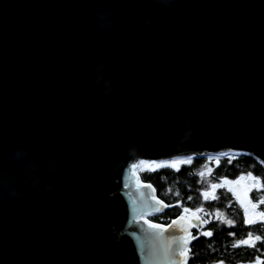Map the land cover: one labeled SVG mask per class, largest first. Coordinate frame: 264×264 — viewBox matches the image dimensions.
<instances>
[{"label":"water","instance_id":"95a60500","mask_svg":"<svg viewBox=\"0 0 264 264\" xmlns=\"http://www.w3.org/2000/svg\"><path fill=\"white\" fill-rule=\"evenodd\" d=\"M228 151L264 164V0H0V264H185L133 165Z\"/></svg>","mask_w":264,"mask_h":264},{"label":"trees","instance_id":"16d2710c","mask_svg":"<svg viewBox=\"0 0 264 264\" xmlns=\"http://www.w3.org/2000/svg\"><path fill=\"white\" fill-rule=\"evenodd\" d=\"M217 158L219 159L217 160ZM184 161L186 162L179 163L177 166L168 167H160L159 165L163 164L161 162H149L143 164L138 169L140 178L154 186L156 195L159 198L164 200L167 205H176L175 207H166L163 211L153 214L149 218L157 223L168 224L174 218L180 215L183 216L185 213H196L201 219L203 215H206L204 213L205 209H209L207 211L208 213L209 211L212 212L215 208H223L226 217L231 218L234 224L229 226L221 219H217L213 224L209 225L208 228L215 233L211 242L206 245L204 244V249L211 251V253H217L220 250L224 253H231L232 256L226 257L230 264L241 261L242 250L233 247V243H230L228 236H224L222 238L223 241L220 242L218 232L247 230L252 233V236H258L257 231L264 230V221L256 220L254 223L248 224L246 221L249 219L245 206L233 191H229V188L222 187L219 189L216 198H213L209 202H203L202 192L205 189L207 180L218 183L222 180H232L249 176L250 173L254 177V180H258L255 187L250 191V198L257 208V214L259 209H261L258 197H264V164L248 152L235 151L191 156ZM177 167L179 170H177ZM201 172L204 173L203 177L200 175ZM176 193H179V195ZM231 199L234 201L232 202ZM230 200L231 207L227 208L229 204L227 202ZM201 207L203 211L197 212V209ZM184 208H188L189 211L184 212ZM195 244L196 242L193 239L189 248L188 264H194L196 262L194 255L199 250L195 248ZM250 247L251 245L248 247L249 250L251 249L252 252L254 250L252 253L254 258L260 256V245L257 242L254 244V248ZM212 260L215 262L220 259L216 258Z\"/></svg>","mask_w":264,"mask_h":264},{"label":"flooded vegetation","instance_id":"af4514ba","mask_svg":"<svg viewBox=\"0 0 264 264\" xmlns=\"http://www.w3.org/2000/svg\"><path fill=\"white\" fill-rule=\"evenodd\" d=\"M232 202L234 201L233 199H231ZM230 201H228L227 203H229L227 205V208H230ZM241 202V201H240ZM261 205V209H259V212L256 214V210L257 208L255 207V214L258 217H261V219H258L260 221H264V217L262 218L261 213H264V203H260ZM209 209H205L204 213H207ZM224 209L223 208H216V210L214 211V216H212V212L209 211L208 214L211 215H203V218H201L200 220L197 219H189L190 221L195 223L194 228L191 231V238L189 240V243L187 245V247L185 248V252H186V264L189 263V248H190V244L191 241L193 240L192 237H196L198 236V239H194V241L196 242L195 244V248L198 249L199 251H196L194 257L196 258V262L194 264H220V261H223V264H230L227 260L226 257H229L230 255L232 256V254L230 253H224L221 250L218 251L217 253H211V251L204 249V244H208L209 242H211V240L213 239L214 236V231L209 229L208 226L213 224L214 221H216L217 219L220 218L221 213H223ZM218 214V215H217ZM207 221L206 223H202V221ZM211 230L213 232V235L211 237H208L206 235H203L204 232ZM248 233L249 231L244 230V231H236V230H231V231H226V232H218L219 235V239L221 240L220 242L223 241V237L224 236H228L230 243L236 244L238 241H242V240H247L248 239ZM258 236L261 237V240H255L256 236H252V239L249 241V245H243L241 244L238 247L235 248H240L241 251V258L242 260L237 262V263H231V264H264V230L262 231H257ZM216 240V239H215ZM219 241V240H218ZM257 242L258 245H260V249H259V255L257 258H254L253 256V252L250 249L249 250V246L251 245L250 248H254V244ZM233 246V245H232ZM205 250V251H204ZM210 252V253H207ZM221 252V254H220ZM224 253V254H222ZM213 255V256H212ZM219 258V261H215L213 262L212 259H216ZM194 259V258H193ZM204 262H202V261ZM212 260V261H211Z\"/></svg>","mask_w":264,"mask_h":264},{"label":"rangeland","instance_id":"374dc122","mask_svg":"<svg viewBox=\"0 0 264 264\" xmlns=\"http://www.w3.org/2000/svg\"><path fill=\"white\" fill-rule=\"evenodd\" d=\"M149 162L150 161H147V162L144 161V164H147ZM163 162H165V160H163L162 163ZM155 163H156V161H155ZM257 181H258L257 179L254 180V177L252 175H251V178L249 176H243V179L237 178V179H232V180H222L218 183L207 180V182L205 184L204 191L208 192V197H207V199H205V197L203 196L202 200H203V202H209V201L213 200V197H216L217 192L222 187L232 189V191L235 193V195L238 197V199L241 201V203L245 206V210L247 212L248 219L256 221L258 219H261V217H258L254 213L255 207L253 206L254 204L252 203L251 198H250L251 197L250 191L255 187V184ZM213 183H216V184L222 185V186H219V187L213 189L210 187V185ZM215 210H216V208L213 209L212 216H214ZM192 213L191 214L185 213L183 216L186 217L187 219H196V217H200L196 213H194V214H192ZM149 217L150 216H148V219H150ZM219 219H221L225 223L227 220H232L231 218L226 217L224 211H223V213H221V216Z\"/></svg>","mask_w":264,"mask_h":264},{"label":"snow or ice","instance_id":"6c2138e0","mask_svg":"<svg viewBox=\"0 0 264 264\" xmlns=\"http://www.w3.org/2000/svg\"><path fill=\"white\" fill-rule=\"evenodd\" d=\"M218 159H219V158H217V160H218ZM183 162H186V161L165 162V163H163V164H161V165H159V166H160V167L177 166L179 163H183ZM140 164L143 165L144 162L141 161ZM138 166H139V165H133V169L135 170ZM177 170H179L178 167H177ZM200 175H201V177H203L204 173L201 172ZM249 177L251 178V174H250V173H249ZM240 179H243V177H241ZM219 186H222V185H218V184H216V183H213V184L210 185V187L213 188V189H215V188H217V187H219ZM149 187H150V186H149ZM169 191H171V189H169ZM229 191H232V189H229ZM176 194L179 195V193H176ZM202 195L205 197V199H207V197H208V192H207V191H204V192H202ZM213 198L215 199L216 197H213ZM189 199H191V197H189ZM258 199H259L260 203H264V197H258ZM158 203H162V202H158ZM175 206H176V205H164V207H175ZM253 206L255 207V205H253ZM229 207H231V205H229ZM183 211H184V212H188L189 209H188V208H184ZM201 211H203V208H202V207L199 208V209H197V212H201ZM207 215H211V214L206 213V216H207ZM217 215H218V214H217ZM261 216L264 217V213H261ZM196 219H197V220H200V217H196ZM206 222H207L206 220H205V221H202V223H206ZM246 222H247L248 224H252V223H254V221H252V220H250V219L247 220ZM175 223H176V221H173V224H175ZM226 223H227L229 226H232V225L234 224V221H232V220H227ZM151 226H152V227H158V225H151ZM194 226H195V225H194ZM182 231H183V230H182ZM189 235H190V234H189ZM203 235H206V236H208V237H211V236L213 235V232H212L211 230H209V231L204 232ZM198 238H199L198 236H196V237H192V239H198ZM251 239H252V233L249 232V233H248V239H247V240L238 241L236 244H233V247H238V246H240L241 244H243V245H249V241H250ZM181 240L187 242V241L185 240V237H181ZM255 240H261V237H260V236H256V237H255ZM183 254H184V253L182 252L181 255H183ZM185 264H186V262H185ZM220 264H223V261H220Z\"/></svg>","mask_w":264,"mask_h":264},{"label":"built area","instance_id":"2783aa9c","mask_svg":"<svg viewBox=\"0 0 264 264\" xmlns=\"http://www.w3.org/2000/svg\"><path fill=\"white\" fill-rule=\"evenodd\" d=\"M189 157H191L190 155H176V156H173V157H170V158H166V159H161V160H157L156 162H161L162 163V161L163 160H165V162H173V161H184L185 159H187V158H189ZM141 161H145V162H147L148 160H145V159H141L140 160V162ZM140 162L138 163V167H137V169H139L140 168V166H142L141 164H140ZM165 162H163V163H165Z\"/></svg>","mask_w":264,"mask_h":264},{"label":"clouds","instance_id":"9594fccd","mask_svg":"<svg viewBox=\"0 0 264 264\" xmlns=\"http://www.w3.org/2000/svg\"><path fill=\"white\" fill-rule=\"evenodd\" d=\"M193 135H194V133H193L191 130H189V131L185 134V139L192 138ZM177 146H179V143H178ZM150 162H151V161H150ZM12 194L15 195V192H13ZM150 216H151V215H150Z\"/></svg>","mask_w":264,"mask_h":264}]
</instances>
